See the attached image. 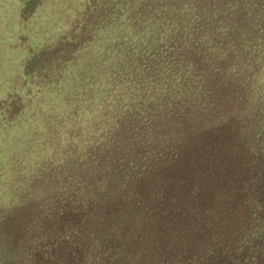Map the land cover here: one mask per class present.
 Listing matches in <instances>:
<instances>
[{"label":"trees","instance_id":"obj_1","mask_svg":"<svg viewBox=\"0 0 264 264\" xmlns=\"http://www.w3.org/2000/svg\"><path fill=\"white\" fill-rule=\"evenodd\" d=\"M21 23L0 264H197L263 234L264 0H27ZM233 170L237 200L205 196Z\"/></svg>","mask_w":264,"mask_h":264},{"label":"rangeland","instance_id":"obj_2","mask_svg":"<svg viewBox=\"0 0 264 264\" xmlns=\"http://www.w3.org/2000/svg\"><path fill=\"white\" fill-rule=\"evenodd\" d=\"M26 1L0 0V75H3V77L0 76V97H2L3 92L7 91L11 81L22 74L21 62L27 58L29 47L35 49L42 38L35 35V30H32L33 27H29V23L26 24V27L21 23V12ZM42 2L43 0H40L41 4ZM44 10L49 11L48 7ZM31 12L34 14L35 11L32 10ZM24 42L28 44L26 45ZM21 85V81H18L16 86ZM245 179L246 173L243 174L238 170L230 171L216 180L214 185L207 186L205 196L208 197V189H212L218 198L217 202H220L219 204H222L223 200L228 197L235 201L237 200V191L242 187ZM224 211L228 215L227 217L224 215L219 217L222 223L221 230L223 229L221 232L224 231L221 235L225 236L227 229L231 236V230L233 234L238 226L236 215L240 210L235 208L233 204L231 207H226ZM258 212L260 215L256 220L263 227V234L259 232L260 230L257 231L258 234L251 232L249 237L246 236L245 241L238 245L232 243L224 249H208L209 251L204 252V256L197 264H261L258 258L260 254L264 255V208ZM223 217L227 222L226 225L223 223Z\"/></svg>","mask_w":264,"mask_h":264},{"label":"flooded vegetation","instance_id":"obj_3","mask_svg":"<svg viewBox=\"0 0 264 264\" xmlns=\"http://www.w3.org/2000/svg\"><path fill=\"white\" fill-rule=\"evenodd\" d=\"M258 260L260 261L261 264H264V255L263 254H260Z\"/></svg>","mask_w":264,"mask_h":264}]
</instances>
